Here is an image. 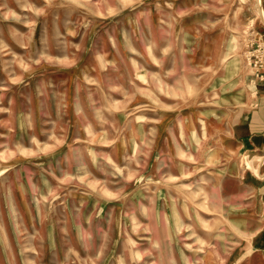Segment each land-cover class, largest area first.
Segmentation results:
<instances>
[{"label": "rangeland", "instance_id": "obj_1", "mask_svg": "<svg viewBox=\"0 0 264 264\" xmlns=\"http://www.w3.org/2000/svg\"><path fill=\"white\" fill-rule=\"evenodd\" d=\"M263 39L260 0H0V264H237Z\"/></svg>", "mask_w": 264, "mask_h": 264}, {"label": "crops", "instance_id": "obj_2", "mask_svg": "<svg viewBox=\"0 0 264 264\" xmlns=\"http://www.w3.org/2000/svg\"><path fill=\"white\" fill-rule=\"evenodd\" d=\"M260 3L264 14V0ZM261 52L264 70V39ZM261 79L256 101L240 109L237 115L240 123L231 130L235 155L254 154L247 161L231 160L219 181V190L225 196L250 200L249 208L237 219L239 228L250 234L234 260L237 264H264V72Z\"/></svg>", "mask_w": 264, "mask_h": 264}]
</instances>
